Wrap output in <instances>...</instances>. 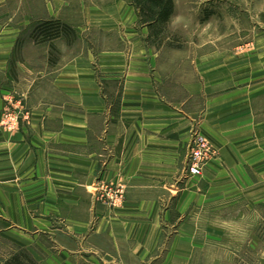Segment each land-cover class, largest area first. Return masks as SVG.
Masks as SVG:
<instances>
[{"label": "crops", "instance_id": "obj_1", "mask_svg": "<svg viewBox=\"0 0 264 264\" xmlns=\"http://www.w3.org/2000/svg\"><path fill=\"white\" fill-rule=\"evenodd\" d=\"M72 4L0 0V264L20 251L25 264H192L204 244L196 211L264 201V35L223 61L198 57L170 100L133 6L77 0L72 13ZM48 20L73 24L80 51L66 36L38 44L34 28ZM110 82L115 109L100 88ZM18 106V125L5 127L3 111ZM194 132L217 155L185 178ZM100 184L123 186L122 203L96 200Z\"/></svg>", "mask_w": 264, "mask_h": 264}, {"label": "rangeland", "instance_id": "obj_2", "mask_svg": "<svg viewBox=\"0 0 264 264\" xmlns=\"http://www.w3.org/2000/svg\"><path fill=\"white\" fill-rule=\"evenodd\" d=\"M76 1L72 0V13L77 12ZM84 2L86 6L90 5L88 3L104 6L112 0ZM60 24L63 30L49 40L66 36L72 52H79L82 47L76 43V33L70 27L73 24ZM139 25L146 26L138 20L134 27L139 29ZM153 28L146 26L148 34L144 36L145 39L142 38V42L149 49L148 59L157 72L160 95L176 100L182 95L181 82L191 80L193 65L198 57L216 54L223 61L224 54L220 53L226 51L240 55L247 44H251L252 36L264 35V0H174L168 22L164 25L155 24ZM99 33L96 29L88 33L92 50L100 49L101 44L103 46L101 38L98 45V35L101 37ZM45 40L38 39V44H43ZM105 41L104 46L114 47L110 40ZM50 44L51 57L58 62L62 57L61 49ZM92 67L96 79L100 80L102 75L97 69L96 60ZM118 83L100 86L113 109L117 98L114 97L120 88ZM21 112L24 113V110ZM94 194L97 200V193ZM193 217L191 222L198 226V236L204 244L196 251L192 264H264V201L252 203L241 197L217 207L196 211Z\"/></svg>", "mask_w": 264, "mask_h": 264}, {"label": "built area", "instance_id": "obj_3", "mask_svg": "<svg viewBox=\"0 0 264 264\" xmlns=\"http://www.w3.org/2000/svg\"><path fill=\"white\" fill-rule=\"evenodd\" d=\"M21 107H7L3 111L2 122L7 128H13L18 125ZM217 155L216 148L199 132L192 134L186 156L184 177H200L203 166L214 159ZM97 198H106L113 207L119 206L123 201L124 187L121 185H97L95 191Z\"/></svg>", "mask_w": 264, "mask_h": 264}, {"label": "trees", "instance_id": "obj_4", "mask_svg": "<svg viewBox=\"0 0 264 264\" xmlns=\"http://www.w3.org/2000/svg\"><path fill=\"white\" fill-rule=\"evenodd\" d=\"M137 12L138 20L148 28L154 29L153 25H164L168 22L173 12L174 0H127ZM145 19V20H144ZM59 21H45L34 28L35 38L51 39L63 30ZM30 260L25 251H20L14 256V260L5 264H25L23 261Z\"/></svg>", "mask_w": 264, "mask_h": 264}]
</instances>
